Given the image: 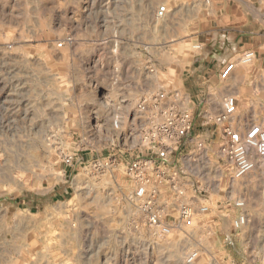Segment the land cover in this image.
I'll return each instance as SVG.
<instances>
[{
	"label": "rangeland",
	"instance_id": "374dc122",
	"mask_svg": "<svg viewBox=\"0 0 264 264\" xmlns=\"http://www.w3.org/2000/svg\"><path fill=\"white\" fill-rule=\"evenodd\" d=\"M241 6L249 48L206 96L200 47ZM160 92L178 93L194 124L152 174L159 202L175 217L179 188L209 206L167 237L125 172L146 154L156 113L138 104ZM228 94L241 116L264 121V0H0V264H264V174L234 177L219 127L205 123Z\"/></svg>",
	"mask_w": 264,
	"mask_h": 264
},
{
	"label": "built area",
	"instance_id": "2783aa9c",
	"mask_svg": "<svg viewBox=\"0 0 264 264\" xmlns=\"http://www.w3.org/2000/svg\"><path fill=\"white\" fill-rule=\"evenodd\" d=\"M168 11V6L163 5L158 8L157 14L164 17ZM252 57L251 52L246 53L243 62L251 61ZM235 68L236 62L228 63L220 77L227 79ZM179 97L178 93L160 92L139 102V111L152 105L156 113L150 118V126L144 137L146 154L132 158L125 167L126 175L134 183L132 199L145 215L150 228L161 237L169 236L175 228L193 227L196 214L209 210V206L200 202L198 197L192 202L182 199L185 191L178 188L175 194L176 200L180 202L178 214L170 216L160 204V191L152 181L154 171L185 145L193 128L194 115L188 106H180L177 102ZM205 117V123L219 127L220 150L232 165L234 177H242L255 169L264 174V121L253 122L241 116L238 112V97L232 94L225 96L218 114L209 116L207 113ZM64 161L70 165L74 157L67 155ZM158 176H161L160 171ZM235 205L241 208L244 202L238 201ZM245 220V216H241L236 220V225L241 226ZM198 257L199 252L191 250L187 254V261L193 263Z\"/></svg>",
	"mask_w": 264,
	"mask_h": 264
},
{
	"label": "crops",
	"instance_id": "0c3cea01",
	"mask_svg": "<svg viewBox=\"0 0 264 264\" xmlns=\"http://www.w3.org/2000/svg\"><path fill=\"white\" fill-rule=\"evenodd\" d=\"M251 16V14H247L246 7L244 6L242 9L241 6L232 20L234 22L233 25L231 27L220 28L217 34L218 38L215 36V39H212V41H204L200 47L196 74L194 76L201 80L205 88H207L206 96L209 89L215 87L212 80L219 78L224 67L249 48L250 37L253 34L252 27L248 28L249 24L252 25ZM249 34L251 35L249 36ZM234 71L230 76L235 73ZM205 111L203 113L207 114L208 110L206 109Z\"/></svg>",
	"mask_w": 264,
	"mask_h": 264
},
{
	"label": "bare ground",
	"instance_id": "6f19581e",
	"mask_svg": "<svg viewBox=\"0 0 264 264\" xmlns=\"http://www.w3.org/2000/svg\"><path fill=\"white\" fill-rule=\"evenodd\" d=\"M158 16H159V15H158ZM158 16H157V19H156V20H161V19H162L161 16H159V17H158ZM155 18H156V17H155Z\"/></svg>",
	"mask_w": 264,
	"mask_h": 264
}]
</instances>
